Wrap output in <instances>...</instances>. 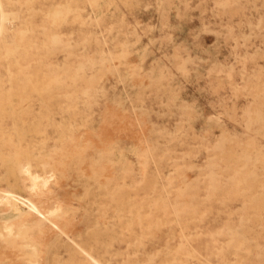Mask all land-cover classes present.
<instances>
[{"label": "rangeland", "instance_id": "374dc122", "mask_svg": "<svg viewBox=\"0 0 264 264\" xmlns=\"http://www.w3.org/2000/svg\"><path fill=\"white\" fill-rule=\"evenodd\" d=\"M0 19V264H264V0Z\"/></svg>", "mask_w": 264, "mask_h": 264}, {"label": "bare ground", "instance_id": "6f19581e", "mask_svg": "<svg viewBox=\"0 0 264 264\" xmlns=\"http://www.w3.org/2000/svg\"><path fill=\"white\" fill-rule=\"evenodd\" d=\"M19 200H21V199H19V197L17 195L13 194V192H11V191L6 192L5 201L7 203H10V202L12 203L13 201L15 202V201H19ZM24 204H25V207L27 208V213L29 215L35 217L39 221H44V220L49 221L48 216L45 215V213H43V211L40 209V207L37 206L34 202H32L30 200H24Z\"/></svg>", "mask_w": 264, "mask_h": 264}]
</instances>
